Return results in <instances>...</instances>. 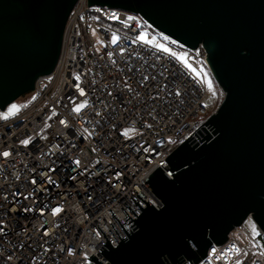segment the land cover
Returning <instances> with one entry per match:
<instances>
[{"label": "built area", "instance_id": "2783aa9c", "mask_svg": "<svg viewBox=\"0 0 264 264\" xmlns=\"http://www.w3.org/2000/svg\"><path fill=\"white\" fill-rule=\"evenodd\" d=\"M149 27L78 0L54 71L12 103L20 111L0 109V264H92L109 210L124 224L134 191L219 111L204 46L172 41L185 62ZM258 231L234 229L198 264H264Z\"/></svg>", "mask_w": 264, "mask_h": 264}, {"label": "water", "instance_id": "95a60500", "mask_svg": "<svg viewBox=\"0 0 264 264\" xmlns=\"http://www.w3.org/2000/svg\"><path fill=\"white\" fill-rule=\"evenodd\" d=\"M78 0H0V109L60 57ZM139 15L190 50L200 44L224 101L124 204L92 264H198L250 217L264 233V0H88Z\"/></svg>", "mask_w": 264, "mask_h": 264}, {"label": "rangeland", "instance_id": "374dc122", "mask_svg": "<svg viewBox=\"0 0 264 264\" xmlns=\"http://www.w3.org/2000/svg\"><path fill=\"white\" fill-rule=\"evenodd\" d=\"M144 33L149 35V36H152V37L158 39L161 42H163L166 51H177L179 53L180 59L186 62V60L182 56V49L178 45L173 43L172 41L170 42L167 38H165L163 35H161L157 31H155V29H153L151 26L148 29H146L144 31ZM200 69L205 75V80H206L208 88L210 89L211 94L214 95V96H218L220 94L221 97H223V99H224L225 98V93L220 89V87L216 83V81L213 78V76L210 73V71L207 70L202 64H200ZM23 97H25V96H23ZM18 100L20 101L19 103H24L25 102L24 98L22 99V97H21V99H18ZM18 111H20V108L17 105L12 104V105H10L9 110L6 113V117L11 116V115L15 114ZM243 227L252 236H258L259 235L258 226L256 225V223L253 221L252 218L249 217L243 223Z\"/></svg>", "mask_w": 264, "mask_h": 264}, {"label": "snow or ice", "instance_id": "6c2138e0", "mask_svg": "<svg viewBox=\"0 0 264 264\" xmlns=\"http://www.w3.org/2000/svg\"><path fill=\"white\" fill-rule=\"evenodd\" d=\"M5 155H7V153H5Z\"/></svg>", "mask_w": 264, "mask_h": 264}]
</instances>
